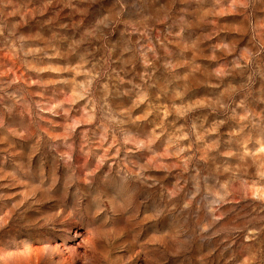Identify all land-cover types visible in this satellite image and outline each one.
I'll list each match as a JSON object with an SVG mask.
<instances>
[{
    "label": "rangeland",
    "instance_id": "1",
    "mask_svg": "<svg viewBox=\"0 0 264 264\" xmlns=\"http://www.w3.org/2000/svg\"><path fill=\"white\" fill-rule=\"evenodd\" d=\"M0 264H264V0H0Z\"/></svg>",
    "mask_w": 264,
    "mask_h": 264
}]
</instances>
